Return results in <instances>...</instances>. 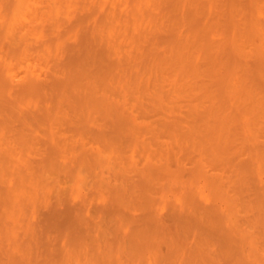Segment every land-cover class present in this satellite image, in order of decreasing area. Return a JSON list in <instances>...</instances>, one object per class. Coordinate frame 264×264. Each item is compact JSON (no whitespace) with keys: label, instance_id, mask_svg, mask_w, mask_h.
<instances>
[{"label":"rangeland","instance_id":"rangeland-1","mask_svg":"<svg viewBox=\"0 0 264 264\" xmlns=\"http://www.w3.org/2000/svg\"><path fill=\"white\" fill-rule=\"evenodd\" d=\"M87 5L0 0V264H264V101L79 84Z\"/></svg>","mask_w":264,"mask_h":264},{"label":"bare ground","instance_id":"bare-ground-1","mask_svg":"<svg viewBox=\"0 0 264 264\" xmlns=\"http://www.w3.org/2000/svg\"><path fill=\"white\" fill-rule=\"evenodd\" d=\"M87 1L88 14L58 43L82 52L79 84L92 86L98 66L105 81L118 85L161 71L177 84L218 79L230 83L235 94L264 101L263 89L251 91L264 79V61L256 70L246 64L264 55V0H230L231 11L227 0ZM228 67L235 68L231 77L225 75Z\"/></svg>","mask_w":264,"mask_h":264}]
</instances>
